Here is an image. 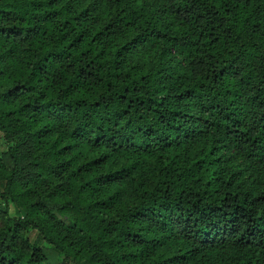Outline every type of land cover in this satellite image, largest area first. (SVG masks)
Returning <instances> with one entry per match:
<instances>
[{"label":"trees","instance_id":"1","mask_svg":"<svg viewBox=\"0 0 264 264\" xmlns=\"http://www.w3.org/2000/svg\"><path fill=\"white\" fill-rule=\"evenodd\" d=\"M0 141V264H264V0H0Z\"/></svg>","mask_w":264,"mask_h":264},{"label":"rangeland","instance_id":"2","mask_svg":"<svg viewBox=\"0 0 264 264\" xmlns=\"http://www.w3.org/2000/svg\"><path fill=\"white\" fill-rule=\"evenodd\" d=\"M3 150H5V147L2 144V142L0 141V152H2ZM247 176H248L247 172L244 173V175H242V177H244L246 179L248 178ZM2 187H3V182H0V192L2 190ZM0 204H1V202H0ZM7 213H8V216L10 218H20L23 215L21 210L17 209L16 207H14L11 204H8ZM27 237L29 239L30 244H33L37 247L41 246V247L46 248V245L40 240V238L36 235L35 232H32V231L28 232ZM69 264H86V262L83 260L79 261V262L71 261Z\"/></svg>","mask_w":264,"mask_h":264}]
</instances>
